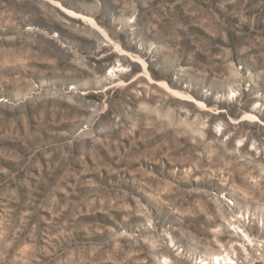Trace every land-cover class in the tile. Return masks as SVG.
I'll list each match as a JSON object with an SVG mask.
<instances>
[{
  "label": "rangeland",
  "instance_id": "obj_1",
  "mask_svg": "<svg viewBox=\"0 0 264 264\" xmlns=\"http://www.w3.org/2000/svg\"><path fill=\"white\" fill-rule=\"evenodd\" d=\"M215 256L264 264V0H0V264Z\"/></svg>",
  "mask_w": 264,
  "mask_h": 264
},
{
  "label": "bare ground",
  "instance_id": "obj_2",
  "mask_svg": "<svg viewBox=\"0 0 264 264\" xmlns=\"http://www.w3.org/2000/svg\"><path fill=\"white\" fill-rule=\"evenodd\" d=\"M246 236L248 237L247 234H246ZM228 259L225 258V257H221V256H215L213 258V264H228ZM230 261H231V259H230ZM203 264H209V263L208 262H203Z\"/></svg>",
  "mask_w": 264,
  "mask_h": 264
}]
</instances>
